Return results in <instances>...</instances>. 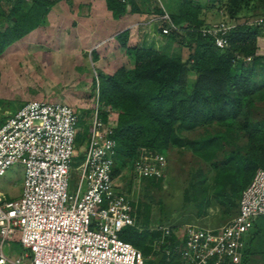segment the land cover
Returning a JSON list of instances; mask_svg holds the SVG:
<instances>
[{
  "label": "trees",
  "instance_id": "trees-1",
  "mask_svg": "<svg viewBox=\"0 0 264 264\" xmlns=\"http://www.w3.org/2000/svg\"><path fill=\"white\" fill-rule=\"evenodd\" d=\"M198 1L180 0L169 12V18L177 29L162 34L179 46L187 44V58L166 51L157 52L147 46L139 47L134 50L136 61L133 68L120 67L112 75L97 78L98 101L118 111L114 129L116 164L125 161L132 169V161L143 148L164 154L167 172L169 162L174 163L170 155L173 147L187 148L191 155L189 163L195 161V174L192 179H187L183 187L184 199L188 203L194 202L197 194H202L200 202L203 200L208 205V197L201 188L207 175L205 169L200 167L216 170L213 195L226 205L223 212L230 210L227 213L228 221L238 212L242 190L249 184L255 171L264 167V117L251 121V116L244 110L253 109L256 105L253 94H258L259 101L264 102V55L258 53L257 45L258 40L264 38V23L235 24L226 35L228 46L220 48L215 45L212 36H202L199 32L201 27L209 24L201 17L202 10L208 8V2L214 3L216 0ZM254 1L262 4L264 10V0H226L225 5L228 14L235 17L240 5L250 6V11V2ZM4 2L11 6L4 9ZM106 2L115 16L126 11L127 2L134 3L133 0L126 3L117 0ZM54 3L51 0H0V19L5 17L10 22L0 29V54L37 28ZM132 7L133 11L137 10ZM221 7L220 4L218 9ZM150 11L163 15L162 8L156 5ZM163 23L164 27L167 26L166 22ZM185 33L193 38L187 41ZM127 36V31L117 35L121 46L125 45ZM189 72L193 73V78ZM241 113L245 119L236 122V126L234 119ZM77 114L79 131L76 145L79 150L89 133V124L82 119L80 110H77ZM101 118H106L105 112L101 113ZM211 126L219 129L210 132ZM198 130L201 133H197ZM194 132L198 136H192ZM248 136L252 139L260 136L262 142L252 150L236 143L238 138ZM227 145L231 146L227 148L228 151L224 150ZM75 159L80 160L81 155L78 154ZM163 178H143V181L146 187L160 190ZM187 202L182 206L188 207ZM197 214H200V210ZM174 221H166L164 225L176 230L184 224ZM261 231L264 232V216L254 222L240 264L254 263L251 258L254 254L253 244ZM119 237L142 252L144 264H155L154 260L160 253L163 256L157 264H183L172 250L178 243L175 234L163 237L162 230L150 229L147 220L138 216L136 226L124 227L119 231ZM167 249L170 250L168 254Z\"/></svg>",
  "mask_w": 264,
  "mask_h": 264
},
{
  "label": "built area",
  "instance_id": "built-area-1",
  "mask_svg": "<svg viewBox=\"0 0 264 264\" xmlns=\"http://www.w3.org/2000/svg\"><path fill=\"white\" fill-rule=\"evenodd\" d=\"M156 2L163 10L160 19L167 23L161 34L177 29L161 0ZM263 23L264 16L247 24ZM234 25L213 22L199 32L223 48ZM114 112L95 102L87 121L89 133L79 150L77 110L66 103L27 100L5 116L0 124V177L12 165H22L24 174L18 198L0 192V264H144L142 252L119 237L124 227L136 226L137 216L130 195L114 184ZM78 154L81 159L75 160ZM166 168L164 154L143 148L132 161L136 180L165 177ZM260 216H264V167L255 171L241 192L237 214L225 223L150 229L162 230L163 237L175 234L178 243L172 250L183 264H240L247 236ZM13 244L19 252L10 249Z\"/></svg>",
  "mask_w": 264,
  "mask_h": 264
},
{
  "label": "rangeland",
  "instance_id": "rangeland-1",
  "mask_svg": "<svg viewBox=\"0 0 264 264\" xmlns=\"http://www.w3.org/2000/svg\"><path fill=\"white\" fill-rule=\"evenodd\" d=\"M28 2L29 0H22ZM180 0H161L165 12L169 16V12L179 4ZM205 1V0H203ZM159 7L156 0H134V3H128V9L133 11V7L139 10V15H136L135 24L138 23V38L141 35H146L143 41L147 42V47L153 50L166 51L181 55L183 59H186L189 53L187 44L178 45L167 40V38L159 37L160 26L162 19L160 16L151 15L150 10L152 4ZM198 2H202L199 0ZM207 2V0L205 1ZM226 0H216L214 3L208 2V8L202 10L201 17L205 22H229L233 24L252 23L259 17L264 16V10L262 4L258 1L254 3L250 2L251 10L248 5H240L239 12L235 17H231L226 9ZM214 4V5H213ZM221 4V9L218 6ZM6 2L2 3V7L6 9L11 6ZM25 8V6H23ZM225 7V8H224ZM145 27H141L140 22H146ZM149 23V24H148ZM10 22L7 18L2 17L0 19V29L5 28ZM151 24V25H150ZM151 26V27H149ZM159 27V28H158ZM136 28V27H135ZM145 28V29H144ZM136 30V29H135ZM153 31V32H152ZM30 33V32H29ZM26 34L19 42H14L0 54V124L5 121V118L11 112H14L27 100H46V101H58L66 103L76 110H80L82 119L88 121L91 115V111L95 102L98 101V75L94 60L95 46L97 44H77L72 42L69 37L64 34H59V30L54 27H47L45 17L41 24L38 26L32 34ZM184 37L188 41L193 38L191 35L184 34ZM144 42V43H145ZM28 44V45H27ZM142 45V44H141ZM144 45V44H143ZM258 53L264 55V38L258 40ZM145 46V45H144ZM139 46V47H144ZM146 47V46H145ZM27 50L29 54H33L29 64L15 58L16 53L21 50ZM77 52H72L76 51ZM52 51V52H51ZM56 55L53 56L54 53ZM79 54L77 55L76 53ZM136 61L135 54L132 55ZM83 58V59H81ZM81 60L88 65L87 76L88 81H82L84 77H77L75 82L71 80V74L78 69L83 71V68L76 66V63ZM73 61V62H72ZM93 61V62H92ZM73 69V70H72ZM189 76L192 77L193 73L189 72ZM86 77V76H85ZM193 78V77H192ZM81 80V81H80ZM71 81V82H70ZM261 85V84H259ZM255 100V106L253 109H244L251 116V121L260 117H264V102L259 101L258 94H253ZM99 102V101H98ZM99 105H101L99 103ZM103 106V105H102ZM109 107V106H108ZM117 110L114 112L117 114ZM246 113V112H245ZM257 113V114H256ZM245 119L243 113L237 115L234 119L236 122H242ZM238 126V124L236 125ZM210 132L215 129H219L216 126H211ZM89 132V130H88ZM197 133H201L198 130ZM192 136H198L196 132ZM261 137L245 138L240 137L236 140L239 146L243 145L247 149L255 148L261 143ZM227 145L224 150L230 148ZM176 148V147H175ZM170 151L173 164L169 162L170 169L168 168L165 177L161 182V189L157 190L156 187H146L143 179L136 180L129 163L125 161L117 162V172L114 176V184L119 187L120 190L126 191L133 202L135 207L136 216L142 220H147V226L154 228L160 225L166 224L165 222H182L184 224H197L201 226H217L225 223L228 217L226 205L224 202H220L221 199H217L213 194L214 181L216 170L208 169L206 167H200L205 169V175L207 179L202 184L201 188L205 196L208 197V205L200 198L202 194H197V198L194 202L188 203L184 199V185L187 184V179L190 180L194 177L195 161L190 164L189 151L187 148L175 149ZM221 157V153L219 154ZM76 160V159H75ZM190 162V163H189ZM180 164V165H176ZM24 167L22 165H12L6 173L0 177V192L6 195L7 198H18L21 194L22 181H23ZM76 177L73 176L69 183V190H74ZM192 181V180H191ZM188 207H183L186 204ZM191 205V206H190ZM147 207V209H146ZM146 209V210H145ZM200 210V214L197 212ZM187 222V223H186ZM169 227V226H167ZM259 237L255 238L253 244L254 254L251 257L253 264H264V232L257 234ZM128 240V239H127ZM130 240V239H129ZM6 250H9L5 246ZM15 252H19V246L13 244L10 248Z\"/></svg>",
  "mask_w": 264,
  "mask_h": 264
},
{
  "label": "crops",
  "instance_id": "crops-1",
  "mask_svg": "<svg viewBox=\"0 0 264 264\" xmlns=\"http://www.w3.org/2000/svg\"><path fill=\"white\" fill-rule=\"evenodd\" d=\"M150 3L152 4L151 10H153L155 4L154 2ZM129 5L126 6V11L123 14L115 16L112 10L108 8L106 0H60L51 6L45 16V20L48 28L54 27L59 30V34L66 35L72 42L82 45L87 43L97 44L98 46H95L96 54H94L95 64L97 65L96 73L98 76L106 77L112 75L120 67L133 68L135 65V59L132 56L135 54L134 50L139 48V46L148 45L147 42L143 41L146 35H141V38H138L137 29L139 23L134 26L139 10L130 11L128 9ZM159 7L161 6L159 5ZM150 12L153 17L161 16L153 11ZM145 24H147V21L140 22L141 27H145ZM162 27H164L163 22L160 29ZM36 29L38 27L29 34H32ZM123 31H127L128 36L125 45L121 46L116 37ZM159 37L166 38L162 34ZM16 42L18 43L19 41ZM72 52H77V50ZM76 54L78 55L79 52ZM54 55L56 54L54 53ZM32 57L33 54H29L27 50L23 49L17 52L15 56L16 59H21L26 64H29L28 61ZM77 66L83 68V71L79 69L75 72L73 71L71 80L73 79L72 77H74V80L72 82H75L77 77H84L82 81H88V76L86 75L87 63L79 60L74 68Z\"/></svg>",
  "mask_w": 264,
  "mask_h": 264
},
{
  "label": "water",
  "instance_id": "water-1",
  "mask_svg": "<svg viewBox=\"0 0 264 264\" xmlns=\"http://www.w3.org/2000/svg\"><path fill=\"white\" fill-rule=\"evenodd\" d=\"M162 256H163V254L160 253V254L155 258V260H154L155 264H157V263L161 260Z\"/></svg>",
  "mask_w": 264,
  "mask_h": 264
}]
</instances>
